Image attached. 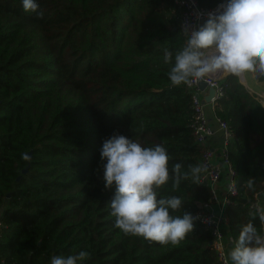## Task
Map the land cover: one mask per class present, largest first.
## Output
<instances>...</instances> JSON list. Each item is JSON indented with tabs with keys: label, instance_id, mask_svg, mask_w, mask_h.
I'll return each mask as SVG.
<instances>
[{
	"label": "trees",
	"instance_id": "1",
	"mask_svg": "<svg viewBox=\"0 0 264 264\" xmlns=\"http://www.w3.org/2000/svg\"><path fill=\"white\" fill-rule=\"evenodd\" d=\"M179 12L174 0H0V264H225L197 216L211 189ZM233 34L240 62L264 69L252 37L264 0H244L239 28L223 19L198 45ZM219 84L230 253L264 264L251 206L264 190V106L235 72Z\"/></svg>",
	"mask_w": 264,
	"mask_h": 264
},
{
	"label": "built area",
	"instance_id": "2",
	"mask_svg": "<svg viewBox=\"0 0 264 264\" xmlns=\"http://www.w3.org/2000/svg\"><path fill=\"white\" fill-rule=\"evenodd\" d=\"M244 0H225L212 7L206 8L202 6L198 0H174V2L180 8L179 12V25L182 31L186 34V39L192 48L197 53V57L194 62L193 74L187 80V86L191 91L192 104L195 110L194 119L192 122L193 132L198 142L204 146L202 154V166L204 171L202 172L200 179L210 185L211 197L210 201L201 204L202 211L197 213L198 218L210 225L212 228V245L216 249L219 259L225 264H234L230 258L228 252L229 249V236L225 233V228L228 222V216L225 213L223 207L217 213L210 208V203L217 199L216 193L212 187L221 176L222 169L218 163L211 160L213 151L205 145L206 138L211 135L214 130L208 119L205 106L203 103L202 93L206 89H213V94L210 97V102L214 105L217 103V99L223 94V90L219 84V80L223 76L220 70L225 65L223 58L224 51L221 45H213L205 48L199 47L198 41L202 34L203 22L208 20H214L216 22L222 19H229L239 28L241 25L242 10ZM263 35L252 37L259 43H263ZM235 37H232L227 43L225 48L228 50H235ZM226 55V54H225ZM205 81L206 86L201 88L199 86L200 81ZM260 101L261 99L256 96ZM215 121H217L219 128L223 131V140L221 143V155L224 162L227 164V188L226 194L223 198L222 204L228 203V195L236 192V186L233 179L234 169L230 164L227 155V143L232 137V133L228 128L227 123L220 117L215 115ZM251 206L255 207L258 216L261 218L264 227V206L259 199V193L254 194V199L251 202ZM1 213V208H0ZM1 225V220H0ZM264 243V238L262 240Z\"/></svg>",
	"mask_w": 264,
	"mask_h": 264
},
{
	"label": "crops",
	"instance_id": "3",
	"mask_svg": "<svg viewBox=\"0 0 264 264\" xmlns=\"http://www.w3.org/2000/svg\"><path fill=\"white\" fill-rule=\"evenodd\" d=\"M222 20H220L218 22L211 20L216 24V26H214L212 28H208L206 26L205 27L203 26L202 33L205 34V33L210 32L212 29L216 28L218 26V24L221 23ZM232 37H235V34H233ZM262 38H263V44H264V34H263ZM230 39H228L226 41H219V42L214 41L207 46H201V47L205 48L208 46H213L214 43H216L215 45H221L220 47L225 48L224 44L227 43ZM228 54H229V56H228ZM224 55L227 57V60H228L227 66L231 65L233 67V65L230 63L231 57L236 58L238 63H239V68H238L239 70L238 69L236 71L229 70L225 73L236 72L238 74L240 82L247 88V90L249 92L258 96L261 99L260 102L264 106V69L257 70L255 67L244 65L242 62H240V60L238 58V55L236 53V48H235V50L230 49V50H228V52L225 51ZM224 55H223V58H224ZM233 63H235V61ZM233 69L235 70L234 67H233ZM245 69H247V73L245 72ZM262 74H263V77L260 78V76ZM223 75H224V73H223ZM202 96H203L202 99H203V103L205 106V110H206L208 119L210 121V124L213 127V130H214V132L206 138L205 145L213 151V155H212L211 160L215 163H218L222 169L220 178L215 183H213V185H212V187L216 193L217 199L213 200L210 203L211 210L218 213L222 207H223V209H225L222 202H223V198L225 197V194H226V188H227V182H228L227 164L224 162L222 155H221V152H220L221 143L223 140V131L219 128L218 123H217V121H215V118H214L216 115L215 109H214L216 104L214 105L213 103L210 102V97H211L210 89L204 90V92L202 93ZM259 199L261 200V202L263 203V206H264V190H262L259 193ZM225 233L228 235L226 228H225ZM229 241H230V237H229ZM228 245H229V243H228ZM228 252H229L230 258L232 260L233 258H232L231 253H230L231 252L230 247L228 249Z\"/></svg>",
	"mask_w": 264,
	"mask_h": 264
},
{
	"label": "water",
	"instance_id": "4",
	"mask_svg": "<svg viewBox=\"0 0 264 264\" xmlns=\"http://www.w3.org/2000/svg\"><path fill=\"white\" fill-rule=\"evenodd\" d=\"M203 26L205 27H208V28H212V27H214V26H216V24L213 22V21H211V20H208V19H206L204 22H203ZM226 74V73H225ZM199 86L201 87V88H204L205 86H206V82L205 81H200L199 82ZM213 94V89L212 88H210V95H212ZM200 205V204H199ZM229 244L230 245H232V240H230L229 241Z\"/></svg>",
	"mask_w": 264,
	"mask_h": 264
},
{
	"label": "bare ground",
	"instance_id": "5",
	"mask_svg": "<svg viewBox=\"0 0 264 264\" xmlns=\"http://www.w3.org/2000/svg\"><path fill=\"white\" fill-rule=\"evenodd\" d=\"M222 49H223V47H221ZM225 50H226V48H224V51H220V52H222L223 54L225 53ZM228 56H229V54H228ZM224 60H225V65H224V67L220 70V73L221 74H223V73H225V72H227V71H229L228 70V66H227V57L224 55Z\"/></svg>",
	"mask_w": 264,
	"mask_h": 264
},
{
	"label": "rangeland",
	"instance_id": "6",
	"mask_svg": "<svg viewBox=\"0 0 264 264\" xmlns=\"http://www.w3.org/2000/svg\"><path fill=\"white\" fill-rule=\"evenodd\" d=\"M216 43H214V45H215ZM233 71H236V70H233ZM245 72L247 73V69H245ZM236 73V72H235ZM225 74V73H224Z\"/></svg>",
	"mask_w": 264,
	"mask_h": 264
}]
</instances>
